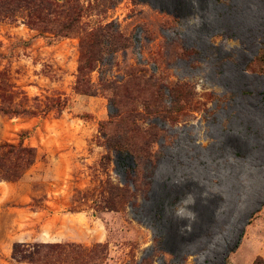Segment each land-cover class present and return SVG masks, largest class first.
<instances>
[{"label":"rangeland","instance_id":"obj_1","mask_svg":"<svg viewBox=\"0 0 264 264\" xmlns=\"http://www.w3.org/2000/svg\"><path fill=\"white\" fill-rule=\"evenodd\" d=\"M77 1L68 36L0 20V83L37 107L0 113V146L37 153L0 179V264H31L16 243L102 244L94 264H264V0ZM187 192L198 220L181 233Z\"/></svg>","mask_w":264,"mask_h":264},{"label":"trees","instance_id":"obj_2","mask_svg":"<svg viewBox=\"0 0 264 264\" xmlns=\"http://www.w3.org/2000/svg\"><path fill=\"white\" fill-rule=\"evenodd\" d=\"M81 6L77 0H0V20L15 22L20 12H25V24L40 33H52L55 36H68L75 33L81 18ZM90 35V34H89ZM90 46L98 40L96 37H85ZM94 56L88 57L79 70L89 69ZM78 87L80 86L77 84ZM14 95L12 88L1 81L0 83V113L14 116H33L37 107H29L20 103H12L9 99ZM39 108L40 105H37ZM63 101L57 100L46 103L41 112L51 109L62 111ZM34 147L25 146L22 141L17 144L5 143L0 146V179L16 181L25 170L36 160ZM98 244L90 250H81L69 243H33L24 245L16 243L13 247V257L28 261L31 264H94L104 259L102 248ZM77 248V249H76ZM99 249L101 255L95 252ZM63 253L62 256H60ZM72 254V256H68ZM53 255V256H52ZM96 257V259H95ZM262 259H256L253 264H261Z\"/></svg>","mask_w":264,"mask_h":264},{"label":"clouds","instance_id":"obj_3","mask_svg":"<svg viewBox=\"0 0 264 264\" xmlns=\"http://www.w3.org/2000/svg\"><path fill=\"white\" fill-rule=\"evenodd\" d=\"M203 197V193L201 194ZM196 202V197L191 193L187 192L184 196L177 202V204L173 205V211L171 215L175 217L176 220H187L188 223L184 225L182 229H191L193 223H196L198 220V214L192 210L188 206H194ZM206 203V201H202ZM167 211V210H166ZM182 233V231H181Z\"/></svg>","mask_w":264,"mask_h":264},{"label":"built area","instance_id":"obj_4","mask_svg":"<svg viewBox=\"0 0 264 264\" xmlns=\"http://www.w3.org/2000/svg\"><path fill=\"white\" fill-rule=\"evenodd\" d=\"M134 46H136L137 49H139V46L141 44V31L137 30L133 37Z\"/></svg>","mask_w":264,"mask_h":264}]
</instances>
